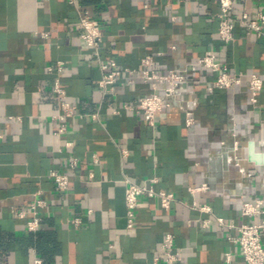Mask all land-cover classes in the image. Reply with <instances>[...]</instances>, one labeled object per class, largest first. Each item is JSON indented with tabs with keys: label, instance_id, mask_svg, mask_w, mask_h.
<instances>
[{
	"label": "crops",
	"instance_id": "1",
	"mask_svg": "<svg viewBox=\"0 0 264 264\" xmlns=\"http://www.w3.org/2000/svg\"><path fill=\"white\" fill-rule=\"evenodd\" d=\"M81 9L101 22L103 61L115 58L139 70L141 59L153 55L156 68L166 71L212 51L230 71L244 73L243 83L208 93L216 73L198 68L183 95L194 125H186L177 105L152 124L122 108L149 93L138 73L121 77L114 94L98 87L103 70L82 40ZM244 10H264V0H239L235 17ZM219 12L220 0H78V6L68 0H0V264H155L168 232L184 252L183 262L175 264H247L230 237L239 235L242 224L264 219L241 212L244 201L264 196V165L249 159L250 142L264 152V87L257 103L249 87L252 73L264 79V38L237 24L235 40L222 42ZM58 61L65 62L64 71H49ZM57 78L78 105L62 134L53 119ZM233 127L241 166L233 160ZM51 170L69 175L68 190L58 189ZM126 178H157L156 188L175 193L176 200L165 209L158 199L141 197L136 228L129 232ZM202 183L209 189L190 191ZM36 197L44 204L38 208L40 226L32 231L27 222ZM195 203L210 205L231 226L214 221L204 228L202 220L212 214Z\"/></svg>",
	"mask_w": 264,
	"mask_h": 264
},
{
	"label": "built area",
	"instance_id": "2",
	"mask_svg": "<svg viewBox=\"0 0 264 264\" xmlns=\"http://www.w3.org/2000/svg\"><path fill=\"white\" fill-rule=\"evenodd\" d=\"M69 3L78 6V0H68ZM239 0H220L219 12V29L218 35L222 42L230 44L235 40V32L237 24L242 25L248 33L255 34L259 38H264V10H256L253 14L244 10L240 17H235L234 11L236 3ZM80 26L82 27V40L87 47L93 50V56L100 61L103 76L98 83V87L104 94H114L118 81L121 77L129 74L138 73L145 84L149 87V93L141 96L135 103H125L122 108L136 112L144 116L145 119L152 124L155 123L159 113L173 107L179 106L185 112V123L191 127L195 123L193 110L187 106L183 99V95L188 91V83L190 76L197 71L198 68L211 70L216 73V77L211 84L208 85V93H214L218 90L233 89L243 83L244 73L232 72L226 65L220 62L215 53L210 51L199 57L196 63L182 68H173L166 71H161L156 68V58L153 55H146L141 59L139 70H134L129 67H122L115 58H110L105 61L100 59V47L104 39V32L101 22L89 10L81 9ZM173 49L176 47L173 46ZM163 54L162 52L158 55ZM65 62L58 61L56 66L49 67V71H56L61 74L64 71ZM249 87L251 91V101L258 102L259 94L264 87V79L258 73H252L249 78ZM53 93L58 101V112L53 115V119L60 124L57 134H62L68 131L65 121L68 118L78 114V105L68 99L67 91L62 85L60 78H57L53 85ZM121 108H117L115 113H120ZM94 119H98V113L92 114ZM232 154L236 166H241L244 158L240 155L241 142L238 138L236 128L232 130ZM3 135L0 134V140ZM223 145L226 142H222ZM71 145V143H68ZM78 160L74 158L71 161V166L76 168ZM49 177L52 178L58 189L66 191L70 187V177L68 174L51 170ZM125 204L127 230L133 231L137 225V214L139 201L141 197L155 198L160 201V204L165 209H170L172 203L176 200L175 193L158 190L156 184L157 178L148 179L144 183H139L131 178H126L125 181ZM209 189L207 183H202L199 186L190 187V191H203ZM44 201L36 197L31 203V211L33 219L28 220L27 227L29 230L35 231L41 223V216L38 208L43 206ZM197 209L203 212L212 214L211 218L202 220L204 228L212 226L216 221L221 226L230 227L225 217L215 215L213 208L208 204L194 205ZM242 215L257 217L264 214V196L257 197L252 201H244L242 204ZM21 217H25V212H20ZM81 219L76 218L74 223L78 226L81 224ZM264 230V219L257 223H244L239 227V235L231 236L230 239L238 244L241 249V254L247 264H264V243L262 240V231ZM225 259L231 262L232 253L226 252ZM184 260V252L176 243L175 234L168 232L160 245L159 254L155 257V264H175L182 263Z\"/></svg>",
	"mask_w": 264,
	"mask_h": 264
},
{
	"label": "water",
	"instance_id": "3",
	"mask_svg": "<svg viewBox=\"0 0 264 264\" xmlns=\"http://www.w3.org/2000/svg\"><path fill=\"white\" fill-rule=\"evenodd\" d=\"M249 159L256 164L264 165V152L257 151L254 142H250L249 145Z\"/></svg>",
	"mask_w": 264,
	"mask_h": 264
}]
</instances>
